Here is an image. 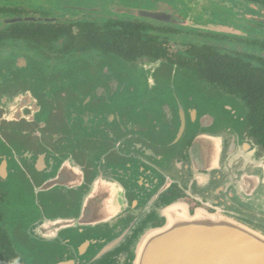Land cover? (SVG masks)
I'll return each instance as SVG.
<instances>
[{"label": "flooded vegetation", "instance_id": "1", "mask_svg": "<svg viewBox=\"0 0 264 264\" xmlns=\"http://www.w3.org/2000/svg\"><path fill=\"white\" fill-rule=\"evenodd\" d=\"M91 1L95 0H0V88L5 87L8 98L20 92L34 98L28 102H0V171L6 164V176L0 177V264H58L66 260H74V264H132L134 244L144 229L165 223L159 212L174 201V194L164 197L161 192L156 201L162 189L156 172L166 167L181 148L192 147L196 133L209 130L201 129L200 124L202 116L212 111L196 109L191 119V108L196 107L191 103L184 107L177 99L174 105L162 103L158 116L133 109L125 102L130 97L113 101L126 90L135 91L121 81L123 74L109 68L114 61L179 66L206 96L239 100L245 109L242 116L241 111L237 114L226 105L220 112H213L217 115L212 114L211 122L220 125L218 130L227 137L220 155L247 154L250 149L243 148L246 143L264 152V134L258 135V130L253 134L250 128L252 124L264 125V119L251 121L249 107L240 96L200 79L191 66L180 65L193 59L189 51L197 46L264 72V0H179L186 2L182 4L175 0H104L103 6ZM214 9L227 24L218 26V22L211 21L215 19L211 18ZM137 41L153 46L151 49L160 55L125 58L130 42L135 49ZM89 71L95 74L91 81L84 76ZM10 111H16L14 116ZM181 111L185 132L178 143L163 150L168 154L161 156L155 148L162 146L161 137L174 133L176 138ZM65 112L71 117L66 119ZM132 113L137 118L131 117ZM143 114L150 120V128L142 120ZM72 125L76 131L74 151L70 148L72 136L59 132L60 127L69 131ZM132 127L140 132L138 138L128 136ZM67 151L83 156L79 164L87 172L86 180L78 186L67 182L62 174L57 176L67 169L61 165ZM40 156H44L43 165ZM92 180L98 190L122 191L111 193L108 201H101L104 204H115L118 198L124 203L144 205L153 199L155 204L140 211L129 207L93 229H63L59 239L51 243L34 240L26 231L23 236L16 232L17 222L23 217L28 215L32 222L45 212L38 209V216L30 218L36 211L34 200L36 205L39 201L59 203L60 211L54 210L55 215L69 219L75 216L83 198L80 189L87 190ZM58 184L52 190L40 191L41 186ZM24 187L27 191L20 192ZM182 200L190 213L201 207L191 198ZM227 217L255 227L249 224L246 213ZM111 244L112 248L106 249ZM32 247H37L36 255L30 253Z\"/></svg>", "mask_w": 264, "mask_h": 264}, {"label": "water", "instance_id": "2", "mask_svg": "<svg viewBox=\"0 0 264 264\" xmlns=\"http://www.w3.org/2000/svg\"><path fill=\"white\" fill-rule=\"evenodd\" d=\"M175 71L178 72V69ZM175 71L173 70L174 73ZM6 93L8 92L5 91V87L0 88V102H28L34 99L27 92H20L9 98V94ZM210 105L206 106L208 111H210L209 107H214ZM69 109L70 107L65 108V110ZM196 109L198 110V108H191V119L196 116ZM5 111L9 112L8 109ZM10 112H12L10 115L14 116L16 111ZM63 116L66 119L71 117L67 112ZM179 117L181 121L176 138L174 139V133L166 137L167 142H163L162 146L155 148L160 151V153L154 151L157 154L161 156L162 153L168 154L163 150L165 151L168 146L178 143L184 134L186 121L182 111L179 113ZM202 118L203 124H200V128L209 130L196 133L192 147L181 148L176 155L174 154L168 160L169 164L166 167L158 169L156 172L162 184L156 201L161 192L164 193L162 194L164 197L167 194H174V201L159 212L160 216L165 219V223L158 227L147 226L138 237L134 244L132 264H264V152L260 147L256 145L251 147L246 143L243 148L250 149L247 154L238 152L223 157L226 155L220 154L227 137L224 138L222 131L218 130L220 125L211 122L214 119L213 115L204 114ZM145 125L150 128L149 123H145ZM59 132L72 136L69 139L70 148L74 151L76 145L75 126L72 125L69 131L60 127ZM138 134L140 132L133 131V127L128 132L130 138H138ZM234 151L235 149L230 150L227 155ZM64 157L65 162L61 165L66 166L67 169L63 173L60 171L57 176L62 174V176H66L67 182H75V186H78L86 180L87 172L79 164L83 156L74 152L70 154L67 151V156L65 154ZM131 157L136 158L135 154H132ZM39 159L43 165L44 156H40ZM5 165L3 163L1 167V178L6 176ZM171 166L174 168L172 169ZM171 185L173 188L168 189ZM58 186L59 184L41 186L40 191L52 190ZM24 189L20 192L27 191L26 187ZM80 191L83 197L79 204L80 210L79 213L75 211L76 215L72 218H63L59 214H54V210H57L58 213L60 211L59 203L46 204L39 201L40 203L36 205V200H34L33 207L36 211L30 218L38 216L36 214L38 209L43 208L45 212L39 214L42 215L41 218H36L32 222L29 221L28 215L23 217L21 222H17L16 232L23 236L22 232L26 231L27 236L34 240L51 243L59 239L63 229H79V231L93 229L95 225L102 224L122 212L125 213L129 207L134 211H140L147 207L152 208L155 204L153 199L148 205L128 204L124 203L121 198H118L115 204H104L101 201H108V196L111 193L118 195L122 191L114 190L112 192L107 188L98 190L94 180L87 190L81 188ZM25 195L29 197L27 193ZM185 198L193 199L201 207L190 213L187 204L182 200ZM29 207L32 206L29 205ZM225 213L227 215L246 213L248 220L252 221L255 227L250 228L232 217H227ZM73 240L75 243V239ZM90 243V241L84 242L83 246ZM72 246L75 247L74 244ZM109 247L112 248V244L106 249ZM30 250L31 254L36 255L37 247H32ZM66 261L67 263L58 264L75 263L74 260Z\"/></svg>", "mask_w": 264, "mask_h": 264}, {"label": "rangeland", "instance_id": "3", "mask_svg": "<svg viewBox=\"0 0 264 264\" xmlns=\"http://www.w3.org/2000/svg\"><path fill=\"white\" fill-rule=\"evenodd\" d=\"M55 1L56 3H60L62 0ZM91 2L97 6L104 5V0H95ZM76 3H80L79 0H76ZM175 3L182 4L186 2L175 0ZM219 14L220 13L215 11V9L211 10V18H215L213 20L211 19V21L218 22V26L227 24L224 16H220ZM119 62L114 61L110 63L109 68L112 71L114 70L115 72L120 73L121 75L123 74L124 77L121 81L126 82L127 87L131 86V88H133L135 91L129 92V90H126L120 96H116L113 101H116L119 98L123 97H130L128 99L126 98L125 102L129 104L133 109L140 108L145 113H154L158 116L160 114V105L162 103L165 102L169 103V105H174L177 99L183 104L184 107H187L188 103H191L196 108H198L199 111L203 112H208L205 109L206 106L210 103H214L216 105V108L209 107V110L212 111L209 112L211 115H217L213 112L216 109H219L220 112L222 110V107H224L225 105L232 107L237 114H239L238 110L241 111V116L243 115V113H245V109L242 106L243 104L235 98L231 99L230 97H219L221 100H218L206 96L205 92L199 89L200 87L197 86L195 80L186 76V74L182 72V69L178 68L177 66L163 63L129 65ZM176 69H178V72L175 71L174 73L173 70ZM94 75L95 74H92L91 71H89L84 76L91 81ZM99 78L100 80L105 79L103 77ZM204 83L208 84L206 82ZM84 84L88 85L83 81V85ZM63 115H65V113H63ZM130 116L134 117L136 115L132 113ZM142 116H144V118L142 119L144 123H149L147 116L144 114ZM159 140L162 141V143L167 142L166 137H161ZM249 224L254 223L252 221H249ZM9 232L10 235H12L11 228L9 229Z\"/></svg>", "mask_w": 264, "mask_h": 264}, {"label": "trees", "instance_id": "4", "mask_svg": "<svg viewBox=\"0 0 264 264\" xmlns=\"http://www.w3.org/2000/svg\"><path fill=\"white\" fill-rule=\"evenodd\" d=\"M135 49L130 42V51H125V58L132 59L140 55H151L158 57L160 53L151 49V45H143L139 41ZM150 47V48H149ZM208 47L193 46L189 51L192 60L180 65H189L198 72L200 79L211 84H216L229 92L240 96L248 105V118L264 119V72L259 68H248L240 61L232 59L225 60L218 54L212 52ZM180 68L179 66H177ZM251 132L258 135L264 134L263 124L250 125Z\"/></svg>", "mask_w": 264, "mask_h": 264}]
</instances>
